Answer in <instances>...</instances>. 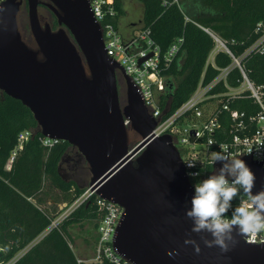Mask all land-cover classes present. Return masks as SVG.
Here are the masks:
<instances>
[{"label":"water","instance_id":"1","mask_svg":"<svg viewBox=\"0 0 264 264\" xmlns=\"http://www.w3.org/2000/svg\"><path fill=\"white\" fill-rule=\"evenodd\" d=\"M26 2L37 48L23 39L19 14ZM48 7L59 28L43 24ZM89 0H4L0 3V90L33 112L43 136L78 148L92 173L90 188L124 209L114 237L118 253L134 264H264V242L237 243L224 252L207 247L186 217L194 187L172 135L157 137L158 120L124 67L106 52ZM146 58H142V62ZM126 85L121 105L118 79ZM141 136L129 144V129ZM262 161L247 165L264 187ZM235 236V232L233 233ZM195 240L200 252L185 240Z\"/></svg>","mask_w":264,"mask_h":264},{"label":"trees","instance_id":"2","mask_svg":"<svg viewBox=\"0 0 264 264\" xmlns=\"http://www.w3.org/2000/svg\"><path fill=\"white\" fill-rule=\"evenodd\" d=\"M141 1L145 6L141 28H151L162 52L179 37L184 39L171 64L162 72L165 89L159 93V100L161 108H167L165 116L190 97L203 75L207 83L218 73L216 67L208 63L216 43L203 27L215 31L232 52L240 56L257 38L256 24L264 20V0ZM115 5L118 14L111 21L118 26L124 10L121 0H116ZM26 8L25 2L19 20L26 19ZM244 61L251 80L256 85H264V54L253 51ZM214 63L225 67L232 63V58L220 51ZM238 76V69L232 71L230 83L237 85ZM232 105L250 114L258 111V104L248 94ZM23 130H31L32 135L9 164ZM42 138L30 108L0 90V264H97L79 262L71 246L74 242L72 226L94 222L98 228L95 197H90L62 219L57 207L47 204L48 196L56 192L58 203L71 205L89 188L75 179L65 178L61 172V164L73 146L64 140L45 145ZM76 156L74 161L86 163L82 154Z\"/></svg>","mask_w":264,"mask_h":264},{"label":"built area","instance_id":"3","mask_svg":"<svg viewBox=\"0 0 264 264\" xmlns=\"http://www.w3.org/2000/svg\"><path fill=\"white\" fill-rule=\"evenodd\" d=\"M3 1L0 0V3ZM89 2L100 24L107 54L124 67L127 75L140 91L149 112L158 120L153 130L155 135L157 137L164 134L172 135V141L180 151L186 176L193 187L218 173V167L223 162L218 161L211 165L209 161L212 152L221 151L219 147L221 144L230 155L244 160L246 164L252 161V147L253 160L264 159V85H256L251 80L244 61V58L253 51L264 54V20L256 24L257 38L240 56L235 55L226 41L215 31L203 27L216 43L208 63L216 67L218 73L207 83L204 82L203 75L190 97L171 114L165 116L167 108L163 110L159 100V93L165 89L162 72L180 50L183 37L176 39L166 52H162L161 46L152 36L150 27L140 28L132 35L123 37L119 27L111 21V18L118 14L116 0H89ZM220 51L230 55L232 58L230 65L216 66L214 58ZM142 58L146 59L140 62ZM235 69L239 71L237 85L231 84L229 80ZM247 94L258 104V111L255 113L250 114L232 105ZM31 135V130H23L19 133L18 143L12 152L9 164L23 149ZM42 141L45 145H51L58 140L43 136ZM189 164H194V167H189ZM189 173H199V175L193 177ZM93 196L99 212L93 263L134 264L121 256L114 246L116 229L124 212L121 205L102 198L89 187L71 205L65 203L66 210L60 218L67 216ZM240 199L238 197L232 202L233 209L238 206ZM227 215L230 218L231 210ZM251 241L264 242V232L251 238ZM82 261L84 260L79 259V262Z\"/></svg>","mask_w":264,"mask_h":264},{"label":"clouds","instance_id":"4","mask_svg":"<svg viewBox=\"0 0 264 264\" xmlns=\"http://www.w3.org/2000/svg\"><path fill=\"white\" fill-rule=\"evenodd\" d=\"M219 147L221 151L212 152L209 163L214 165L219 161L223 166L218 173L195 184V194L186 217L192 221L193 233L211 235L212 239L201 237L207 247L218 246L227 252L230 243H237L236 236L251 242V238L264 232V187L254 193L255 173L244 160L230 155L224 145ZM188 166L194 167V164ZM189 175L194 177L199 173ZM238 197L240 203L233 209L232 201ZM184 243L194 245L197 254L200 252L195 240L188 239Z\"/></svg>","mask_w":264,"mask_h":264},{"label":"rangeland","instance_id":"5","mask_svg":"<svg viewBox=\"0 0 264 264\" xmlns=\"http://www.w3.org/2000/svg\"><path fill=\"white\" fill-rule=\"evenodd\" d=\"M121 1H122V7L124 13L119 18L118 26L123 37H127L130 34L137 32L140 29V26L144 24L143 20H144L145 6L141 0H121ZM25 10H26V19L21 17L19 20L20 30L25 42L30 47L37 48V44L30 30L27 8ZM39 15L43 24H45L47 21L50 25H52V22L54 21V16H53L54 14H52L48 8H46L45 6L39 7ZM138 22L141 23L138 24L139 26L137 27L135 26V24ZM120 78L122 80L121 104L122 106H124L126 104V85L124 79H122V77ZM140 140H141V136L130 128L129 129L130 146L132 147L136 145ZM79 153L80 152L76 147H71L69 149L68 154L66 155V157L64 158L61 164V172L65 178L75 179L81 186L89 187L92 173L87 161L85 164L83 163V161L82 163L81 162L78 163V161L80 160H78L77 162L74 161V159L77 157L76 155H78ZM222 166L223 164H220L218 170ZM57 195L58 193L55 192L54 196L53 195L48 196L47 204L52 208L57 207V212H59L58 216L60 218L65 212L66 206H65V202L63 203L57 202V198H55ZM71 232L74 236V242L71 243V246L76 252L78 258L84 261L93 262L92 259L94 258L95 255L94 249H95V243H96L95 241L97 235V228L94 222H88L84 225H74L71 227Z\"/></svg>","mask_w":264,"mask_h":264},{"label":"flooded vegetation","instance_id":"6","mask_svg":"<svg viewBox=\"0 0 264 264\" xmlns=\"http://www.w3.org/2000/svg\"><path fill=\"white\" fill-rule=\"evenodd\" d=\"M43 1H46V0H43ZM41 6H45V5H43V4H41L39 7H41ZM46 7V6H45ZM46 8H48V7H46ZM49 9V8H48ZM50 10V9H49ZM51 11V10H50ZM51 13H52V11H51ZM53 14V13H52ZM54 16V21L52 22V25H51V27L53 28V29H57V28H59V24H58V21H57V24H55V21H56V17H55V15H53ZM119 79H118V87H119V98H120V102L122 103V80H121V78L120 77H122V79H123V76L121 75V73L119 74ZM122 105V104H121Z\"/></svg>","mask_w":264,"mask_h":264},{"label":"crops","instance_id":"7","mask_svg":"<svg viewBox=\"0 0 264 264\" xmlns=\"http://www.w3.org/2000/svg\"><path fill=\"white\" fill-rule=\"evenodd\" d=\"M140 23H141V22L136 23L135 26L138 27V26H139L138 24H140ZM118 27H119V26H118ZM141 27H142V26H140V28H141ZM130 35H132V34H130ZM130 35H129V36H130Z\"/></svg>","mask_w":264,"mask_h":264}]
</instances>
